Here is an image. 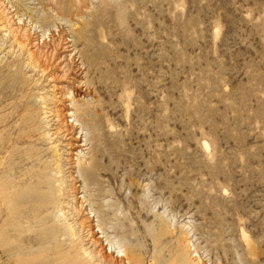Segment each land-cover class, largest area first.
Listing matches in <instances>:
<instances>
[{"label":"rangeland","instance_id":"1","mask_svg":"<svg viewBox=\"0 0 264 264\" xmlns=\"http://www.w3.org/2000/svg\"><path fill=\"white\" fill-rule=\"evenodd\" d=\"M99 248L264 264V0H0V264Z\"/></svg>","mask_w":264,"mask_h":264},{"label":"bare ground","instance_id":"2","mask_svg":"<svg viewBox=\"0 0 264 264\" xmlns=\"http://www.w3.org/2000/svg\"><path fill=\"white\" fill-rule=\"evenodd\" d=\"M39 49V48H38ZM52 51V50H51ZM32 53V52H31ZM30 53V54H31ZM31 56V55H30ZM63 58H65V57H63ZM64 61V60H63ZM67 62V61H66ZM68 64V63H67ZM70 64V63H69ZM65 67V66H64ZM68 88V87H67ZM64 89V88H63ZM69 89V88H68ZM67 91V90H66ZM69 91V90H68ZM67 91V92H68ZM66 92V93H67ZM64 93V92H63ZM62 95V94H61ZM63 96H64V94H63ZM63 98V97H62ZM74 98V97H73ZM72 97H71V103H72V105L73 104H76V103H78V101L76 102V101H74V99H73ZM64 106V105H63ZM74 106V105H73ZM60 110H61V108H60ZM67 112V111H69V110H63V112ZM59 112V111H58ZM61 112V111H60ZM66 112L65 113H63V116L61 115L62 114V112L60 113V114H58V115H61L63 118H62V121L64 120V118H66ZM85 115H87V118H89V119H91L90 118V116H89V113H88V111H85V110H82V111H80V112H78V117L76 118V121H78V120H80L81 118H84V117H86ZM85 119V118H84ZM64 122V121H63ZM83 122V121H82ZM86 122V121H85ZM84 122V123H85ZM89 122H90V120H89ZM80 152V151H79ZM61 167L57 170L58 172H62L61 170ZM78 170H79V168H78ZM64 178L63 177H61L60 178V180L63 182L64 180H63ZM36 180H37V182H38V184H39V186H41L42 184H44L45 183V181H44V179L41 177V176H36ZM13 185H15V184H13ZM65 189L64 188H60L59 189V191L58 192H60V191H64ZM2 194H3V196H4V199L5 200H9V203H10V197H11V193H10V191H9V189H7V188H5V189H3L2 190ZM54 199H56L55 197H54V195H51V194H49L48 192H45V193H43V194H41V195H38V196H36V197H34V198H32L31 200H27L26 202H25V207H30V206H33V205H38L39 207H36V208H34V209H32L33 211H35V210H37V209H39V208H41L42 206H44V205H47L49 202H51L52 200H54ZM9 207H11V204H9ZM35 207V206H34ZM164 227L165 228H163L162 227V229H161V231H160V233H161V235H163L166 231H167V229H166V226L164 225ZM95 243L97 244V243H99V242H97V240L95 241ZM100 249V250H99ZM98 250V252L96 253V255H95V257H96V264H113V261H111L110 260V255H107V253L105 252V251H103V249L102 248H99ZM131 249V248H130ZM133 251L132 250H128V249H125L124 250V254H123V256H124V259H123V261L124 262H126V264H139V261H140V259L138 258V256H137V254H133L132 253ZM184 252V251H183ZM75 253V252H74ZM71 254H73L72 253V251H71ZM73 258L75 257L74 255H71ZM93 257H94V255H92ZM91 257V256H90ZM92 257V258H93ZM94 257V258H95ZM180 257H185V252L184 253H182L181 254V256ZM181 259V258H180ZM185 260H186V264H191V261L192 260H187L186 258H185ZM119 261H121V260H119ZM115 262V261H114ZM122 262V261H121ZM71 263H73V264H78V263H76L75 261H73V262H71ZM70 263V264H71ZM119 264V263H118ZM123 264V263H122Z\"/></svg>","mask_w":264,"mask_h":264}]
</instances>
